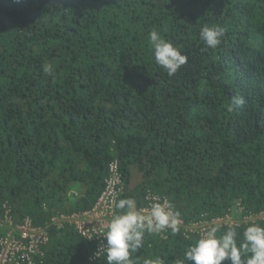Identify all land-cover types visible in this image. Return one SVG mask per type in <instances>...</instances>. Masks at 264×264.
I'll return each mask as SVG.
<instances>
[{
	"label": "trees",
	"instance_id": "obj_1",
	"mask_svg": "<svg viewBox=\"0 0 264 264\" xmlns=\"http://www.w3.org/2000/svg\"><path fill=\"white\" fill-rule=\"evenodd\" d=\"M204 25L225 29L215 49ZM153 30L188 56L173 76ZM114 159L120 199L153 191L186 221L264 223V0H0V205L39 225L89 209ZM197 236L146 234L132 257L178 264ZM94 249L73 225L51 227L37 264H106Z\"/></svg>",
	"mask_w": 264,
	"mask_h": 264
},
{
	"label": "clouds",
	"instance_id": "obj_2",
	"mask_svg": "<svg viewBox=\"0 0 264 264\" xmlns=\"http://www.w3.org/2000/svg\"><path fill=\"white\" fill-rule=\"evenodd\" d=\"M225 29L220 25H204L200 37L207 48L215 49L221 43ZM155 63L167 71L168 76L175 75L187 63L188 56L153 30L149 34ZM43 71L53 74V65L46 64ZM237 105L243 104V98H234ZM120 210L112 215L103 234L106 245V264H135L132 254L138 252L144 244L146 234H160L170 230L175 235L180 230V212L168 198H154L147 208L137 207L135 198L119 199L115 205ZM240 225H229L221 230L219 223H209L184 252V259L178 264H264V223L249 222L242 231ZM144 264H165L157 256L145 259Z\"/></svg>",
	"mask_w": 264,
	"mask_h": 264
},
{
	"label": "built area",
	"instance_id": "obj_3",
	"mask_svg": "<svg viewBox=\"0 0 264 264\" xmlns=\"http://www.w3.org/2000/svg\"><path fill=\"white\" fill-rule=\"evenodd\" d=\"M123 193H125L124 179L119 161L114 159L109 167L104 190L96 203L89 209L71 213L60 212L53 216L49 223L39 225L34 224L30 217L15 221L10 215L8 205H0V264H37L39 259L46 255L51 227L61 229L67 224L73 225L87 241L95 243L91 260L100 259L104 254L103 246L106 245V238L103 234L107 231V225L112 215L120 211L116 209L115 205ZM67 196L78 197L79 190L71 188L68 190ZM157 197H166L172 202L168 196L148 191L142 205L136 201L137 207L147 208ZM253 216L259 217L258 215ZM237 222L239 220L234 218L231 213L221 217H211L203 213L199 219L191 221H186L180 216V230L186 237H190L192 234H201L209 223H219L222 226L237 224ZM169 232L170 230H166L159 236L163 239L167 238Z\"/></svg>",
	"mask_w": 264,
	"mask_h": 264
},
{
	"label": "crops",
	"instance_id": "obj_4",
	"mask_svg": "<svg viewBox=\"0 0 264 264\" xmlns=\"http://www.w3.org/2000/svg\"><path fill=\"white\" fill-rule=\"evenodd\" d=\"M139 178L138 176L134 173V176L132 178V181L130 182V187H135L139 183Z\"/></svg>",
	"mask_w": 264,
	"mask_h": 264
},
{
	"label": "rangeland",
	"instance_id": "obj_5",
	"mask_svg": "<svg viewBox=\"0 0 264 264\" xmlns=\"http://www.w3.org/2000/svg\"><path fill=\"white\" fill-rule=\"evenodd\" d=\"M258 216H260V217H261V216H262V217H264V213H261V214H260V215H258ZM245 220H247V219H245Z\"/></svg>",
	"mask_w": 264,
	"mask_h": 264
}]
</instances>
